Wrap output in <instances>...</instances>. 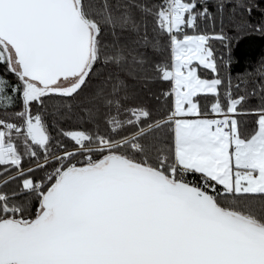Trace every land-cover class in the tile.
I'll return each mask as SVG.
<instances>
[{"label":"snow or ice","instance_id":"obj_1","mask_svg":"<svg viewBox=\"0 0 264 264\" xmlns=\"http://www.w3.org/2000/svg\"><path fill=\"white\" fill-rule=\"evenodd\" d=\"M264 0H0V264H264Z\"/></svg>","mask_w":264,"mask_h":264},{"label":"trees","instance_id":"obj_2","mask_svg":"<svg viewBox=\"0 0 264 264\" xmlns=\"http://www.w3.org/2000/svg\"><path fill=\"white\" fill-rule=\"evenodd\" d=\"M214 2V0H212ZM235 56L237 59L234 61L231 72L233 76L245 70L248 63L264 54V38L260 36H249L241 40L238 45H235Z\"/></svg>","mask_w":264,"mask_h":264}]
</instances>
